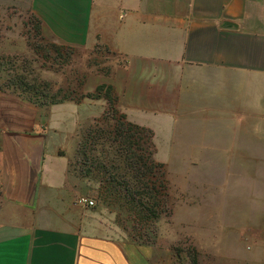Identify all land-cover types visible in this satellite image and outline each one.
<instances>
[{"label": "crops", "instance_id": "crops-1", "mask_svg": "<svg viewBox=\"0 0 264 264\" xmlns=\"http://www.w3.org/2000/svg\"><path fill=\"white\" fill-rule=\"evenodd\" d=\"M26 3L54 42L116 55L118 107L153 131L158 158L264 159L255 141L264 136V0H0ZM43 111L0 91V264H166L157 248L117 237L97 208L76 203L93 191L69 169ZM243 164L235 224L256 238L264 167ZM213 190L203 195L223 208ZM250 251L264 256V247Z\"/></svg>", "mask_w": 264, "mask_h": 264}, {"label": "rangeland", "instance_id": "rangeland-1", "mask_svg": "<svg viewBox=\"0 0 264 264\" xmlns=\"http://www.w3.org/2000/svg\"><path fill=\"white\" fill-rule=\"evenodd\" d=\"M31 15L27 3L19 7L0 6L1 85H11L15 78L22 80L23 77L29 86L52 98L59 90H73L69 94L78 99L82 94L95 92L101 84H110L116 60L114 53L103 47L86 49L62 45L66 47L61 50L62 56L54 60L55 54L47 45L54 41L43 33V41L38 38L32 23H29ZM0 91L15 93L29 100L28 93L10 89ZM83 102L80 106L72 101L54 106L38 105L54 128L50 136L54 138L55 146L60 153L69 156L68 167L81 179L84 178L80 171L82 160L77 155L80 140L97 124L107 122L102 118L105 99L83 98ZM255 141L261 143L264 150V136H258ZM153 144V159L163 163L165 172V187L159 197L163 201L158 208V217H149L146 212L143 217L139 216L132 205L117 197L100 200L97 181L85 178L93 191L92 196H86L94 200L93 207L98 209L101 221L117 237L135 239L157 248L160 256L166 258V264H254L255 259L262 257L264 262V256L254 258L250 251L254 247H264V233L257 232L260 237L248 238L238 231L235 224L240 219L242 192L239 189L244 182L241 178H245L246 173L240 171V167L245 166L243 163L252 162L258 163L257 169L263 168L264 159L254 162L225 158L175 159L168 158L165 153L161 155L165 158L161 159L156 156L154 138ZM229 163L231 168H235L233 176L225 173ZM107 166L117 173L122 170L117 171L116 163L110 160ZM258 178L264 184V176ZM208 186L213 187L223 208L214 205L216 201L205 196ZM197 189L201 190L199 194H205L195 198ZM223 212L229 216L223 215Z\"/></svg>", "mask_w": 264, "mask_h": 264}, {"label": "trees", "instance_id": "trees-1", "mask_svg": "<svg viewBox=\"0 0 264 264\" xmlns=\"http://www.w3.org/2000/svg\"><path fill=\"white\" fill-rule=\"evenodd\" d=\"M29 23H32L38 38L43 41L39 18L32 14ZM47 45L55 54L54 60L62 56L61 50L66 46L56 42H49ZM100 47L110 51L104 46H96ZM0 89L28 93L29 101L37 106L55 105L65 101L80 104L83 98L105 99L106 108L102 118L107 122L97 124L95 128L89 130L82 136L78 146L77 155L82 160L81 175L97 181L100 200L117 197L125 204L132 205V209L139 216L143 217L146 212L149 217H158V208L163 201H160L159 197L165 187V172L163 163L153 159L154 133L151 129L127 119L118 107V97L111 84H101L97 86L95 92L82 94L78 99L69 94L73 93V90L71 92L59 90L52 98L29 86L23 81V77L22 80L15 78L11 85L0 84ZM108 160L116 163L117 171L121 168V172L117 173L110 169L107 166ZM69 169L72 170L71 167Z\"/></svg>", "mask_w": 264, "mask_h": 264}, {"label": "built area", "instance_id": "built-area-1", "mask_svg": "<svg viewBox=\"0 0 264 264\" xmlns=\"http://www.w3.org/2000/svg\"><path fill=\"white\" fill-rule=\"evenodd\" d=\"M76 203L80 206H85V207H93L95 204L94 200L86 195H80L76 199Z\"/></svg>", "mask_w": 264, "mask_h": 264}]
</instances>
